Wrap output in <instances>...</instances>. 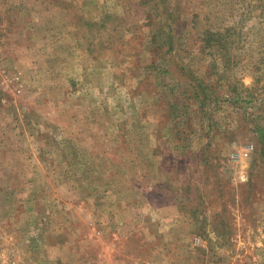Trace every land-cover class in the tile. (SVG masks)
<instances>
[{"label": "rangeland", "instance_id": "374dc122", "mask_svg": "<svg viewBox=\"0 0 264 264\" xmlns=\"http://www.w3.org/2000/svg\"><path fill=\"white\" fill-rule=\"evenodd\" d=\"M134 260L264 264V0H0V264Z\"/></svg>", "mask_w": 264, "mask_h": 264}, {"label": "built area", "instance_id": "2783aa9c", "mask_svg": "<svg viewBox=\"0 0 264 264\" xmlns=\"http://www.w3.org/2000/svg\"><path fill=\"white\" fill-rule=\"evenodd\" d=\"M191 244L193 246H201L202 245V240L200 237H193L191 240ZM130 264H159L151 261H140V260H134Z\"/></svg>", "mask_w": 264, "mask_h": 264}, {"label": "trees", "instance_id": "16d2710c", "mask_svg": "<svg viewBox=\"0 0 264 264\" xmlns=\"http://www.w3.org/2000/svg\"><path fill=\"white\" fill-rule=\"evenodd\" d=\"M194 88H199V87H196V86H193Z\"/></svg>", "mask_w": 264, "mask_h": 264}]
</instances>
